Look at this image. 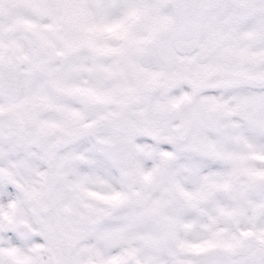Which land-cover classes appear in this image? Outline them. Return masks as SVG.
Returning <instances> with one entry per match:
<instances>
[{"label":"snow or ice","instance_id":"obj_1","mask_svg":"<svg viewBox=\"0 0 264 264\" xmlns=\"http://www.w3.org/2000/svg\"><path fill=\"white\" fill-rule=\"evenodd\" d=\"M0 264H264V0H0Z\"/></svg>","mask_w":264,"mask_h":264}]
</instances>
